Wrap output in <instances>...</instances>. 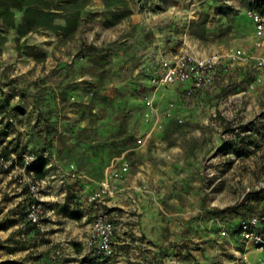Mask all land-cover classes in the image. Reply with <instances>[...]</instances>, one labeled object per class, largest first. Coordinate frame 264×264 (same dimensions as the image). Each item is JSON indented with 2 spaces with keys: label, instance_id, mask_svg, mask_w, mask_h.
<instances>
[{
  "label": "rangeland",
  "instance_id": "374dc122",
  "mask_svg": "<svg viewBox=\"0 0 264 264\" xmlns=\"http://www.w3.org/2000/svg\"><path fill=\"white\" fill-rule=\"evenodd\" d=\"M258 1L90 0L70 35H21L0 19V264H178L171 253L187 258L201 224L236 234L240 219L264 214ZM12 11L18 25L23 12ZM182 49L225 58L213 85L161 111L146 64ZM39 159L44 179L29 170ZM139 172L157 206L131 212L135 226L148 223L133 237L108 203ZM108 179L113 198L102 194ZM74 209L81 220L67 216ZM101 212L115 226L114 257L89 244Z\"/></svg>",
  "mask_w": 264,
  "mask_h": 264
},
{
  "label": "crops",
  "instance_id": "0c3cea01",
  "mask_svg": "<svg viewBox=\"0 0 264 264\" xmlns=\"http://www.w3.org/2000/svg\"><path fill=\"white\" fill-rule=\"evenodd\" d=\"M253 29L254 25H253ZM184 52V53H183ZM192 53L199 54L195 51H189L188 49H182V54ZM212 53H219V51H212L207 54L197 55L204 57ZM180 56V55H179ZM178 56L167 55L166 58L163 55H156L154 59L151 60L146 66H150L148 70L149 79L153 75L163 74L166 70V67L169 63L174 61ZM150 83V82H149ZM150 87V85H149ZM185 86L176 85L173 87H168L160 91L158 95V103L160 105V110L163 111L166 108V105L171 101H179L183 98H186L184 93ZM200 93V92H199ZM165 105V106H164ZM168 120H166L167 122ZM150 179L146 173H137L134 175H128L125 180L118 182L119 193L111 200L108 205L113 208L115 212L113 215L117 216L116 220L119 222V225L125 223L129 230H132L129 235L133 237H141L143 233H146L144 227L147 226L145 218H142L140 221V227L135 226V217L130 216L131 212L138 208L139 212L152 210L157 206V203L154 201L150 195H145L143 192L139 191L140 183H147ZM153 181L150 182L153 185ZM157 192V190H155ZM148 199H150L148 201ZM124 211V212H123ZM122 221V222H121ZM241 219L237 222V233L233 234L228 233L226 230L219 229V232H216L213 225L201 224L200 236H197L196 239H192V242H198L199 245L193 250L189 249L188 257L183 259H176L174 253H171L170 261L178 262V264H245L246 262L255 263L256 260L262 256L252 245L246 244L240 234V223ZM121 222V223H120ZM134 226H129V225ZM206 229L211 230L209 233L205 231ZM120 230V228H119ZM127 229V231H129ZM204 230V232H203ZM214 230V231H212ZM124 232V231H123ZM213 240V242L208 244L205 240ZM156 240V239H155ZM139 241H141L139 239ZM143 241V240H142ZM143 242H140L142 244ZM124 244V243H123ZM147 244V243H145ZM166 242L164 246H167ZM120 246V245H118Z\"/></svg>",
  "mask_w": 264,
  "mask_h": 264
},
{
  "label": "built area",
  "instance_id": "2783aa9c",
  "mask_svg": "<svg viewBox=\"0 0 264 264\" xmlns=\"http://www.w3.org/2000/svg\"><path fill=\"white\" fill-rule=\"evenodd\" d=\"M257 41L256 49H264V15L258 11L251 13ZM224 55L212 53L200 57L195 54L185 53L174 59L166 67L163 74L153 75L151 77L152 89L155 93L161 90L183 85L186 97H193L200 91H203L213 85L219 66L223 63ZM173 107V103H170ZM170 115V113H168ZM151 113L147 117L150 119ZM158 125V122L155 123ZM43 181H35L31 190L34 194L38 193ZM117 188L108 179L103 182V197L113 198L117 194ZM96 200V199H95ZM39 207L33 205L30 218L38 223ZM240 234L246 244L252 245L262 254L255 263L246 262L245 264H264V214H255L253 216L241 219L239 223ZM115 226L108 213L101 212L96 220L94 227L89 235V244L97 247L101 254L107 257H114L116 248L114 245Z\"/></svg>",
  "mask_w": 264,
  "mask_h": 264
},
{
  "label": "trees",
  "instance_id": "16d2710c",
  "mask_svg": "<svg viewBox=\"0 0 264 264\" xmlns=\"http://www.w3.org/2000/svg\"><path fill=\"white\" fill-rule=\"evenodd\" d=\"M90 0H0V19L7 25L13 26L21 35H26L38 29L50 31H62L66 35L75 33L78 28L81 12L89 4ZM12 9L23 12V17L17 25ZM255 11L264 15V0H259ZM57 19H62L65 25L56 24ZM47 160L39 159L29 170L34 172L37 179L45 178ZM67 216L81 220L82 213L70 210Z\"/></svg>",
  "mask_w": 264,
  "mask_h": 264
}]
</instances>
